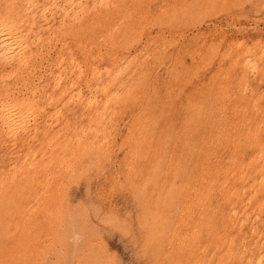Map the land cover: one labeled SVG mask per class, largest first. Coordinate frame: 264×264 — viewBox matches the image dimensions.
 Masks as SVG:
<instances>
[{"label":"rangeland","instance_id":"1","mask_svg":"<svg viewBox=\"0 0 264 264\" xmlns=\"http://www.w3.org/2000/svg\"><path fill=\"white\" fill-rule=\"evenodd\" d=\"M60 1L0 0V264H264V0Z\"/></svg>","mask_w":264,"mask_h":264},{"label":"bare ground","instance_id":"2","mask_svg":"<svg viewBox=\"0 0 264 264\" xmlns=\"http://www.w3.org/2000/svg\"><path fill=\"white\" fill-rule=\"evenodd\" d=\"M27 1H28V0H27ZM29 1H30V0H29ZM54 1H55V0H54ZM70 1H71V0H70ZM70 1H66V2H70ZM73 1H75V0H73ZM81 1H82V0H81ZM103 1H104V0H103ZM108 1H111V0H108ZM59 2H61V1L59 0ZM56 3H57V2H56ZM70 3H71V2H70ZM79 3H80V2H79ZM96 3H97V2H96ZM31 4H32V3H31ZM37 4H38V3H37ZM50 4H51V3H50ZM50 4H49V5H50ZM52 4H53V3H52ZM58 4H59V3H58ZM65 4H66V3H65ZM71 4H72V3H71ZM81 4H83V3H81ZM103 4H104V2H103ZM25 5H26V3H25ZM28 5H29V3H28ZM43 5L45 6V4H43ZM49 5H48V6H49ZM56 5H57V4H56ZM66 5H68V4H66ZM69 5H70V4H69ZM75 5H76V4H75ZM75 5H74V6H75ZM94 5H95V4H94ZM107 5H108V4H107ZM32 6H33V5H32ZM37 6H38V5H37ZM41 6H42V5H41ZM44 6H43V7H44ZM46 6H47V5H46ZM63 6H64V5H63ZM77 6H78V5H77ZM82 6H83V7H86L85 5H82ZM97 6H98V5H97ZM100 6H101V3H100ZM39 7H40V6H39ZM39 7H38V8H39ZM53 7H55V6H53ZM53 7H52V8H53ZM58 7H59V6H58ZM58 7H55V8H58ZM64 7H65V6H64ZM79 7H80V5H79ZM106 7H108V6H106ZM44 8H45V7H44ZM44 8H43V9H44ZM52 8H51L50 10H52ZM60 8H61V7H60ZM74 8H75V7H74ZM74 8H73V9H74ZM108 8H109V7H108ZM33 9H34V8H33ZM33 9H32V10H33ZM46 9H47V8H45V10H46ZM64 9L66 10V8H64ZM80 9H81V8H80ZM83 9H86V8H83ZM40 10H41V9H40ZM40 10H39V11H40ZM20 11H21V10H20ZM20 11H19V12H20ZM29 11H30V10H29ZM58 11H59V10H58ZM62 11H63V10H62ZM66 11H67V10H66ZM66 11H65V12H66ZM70 11H71V10H70ZM81 11H82V10H81ZM90 11H91V10H90ZM37 12H38V11H37ZM37 12H36V13H37ZM44 12H45V11H44ZM46 12H47V10H46ZM54 12H55V14H56V11H54ZM59 12H61V11H59ZM67 12H69V11H67ZM72 12H73V11H72ZM25 13H26V12H25ZM30 13H32V11H30ZM36 13H35V14H36ZM62 13H64V12H62ZM82 13H83V12H82ZM45 14H46V13H45ZM64 14H65V13H64ZM66 14L68 15V13H66ZM80 14H81V13H80ZM22 15H23V14H22ZM27 15H28V13H27ZM29 15H30V14H29ZM36 15H37V14H36ZM42 15L44 16V14H42ZM53 15H54V14H53ZM53 15H52V17H53ZM60 15H61V14H60ZM60 15H59V16H60ZM69 15H70V13H69ZM73 15H74V14H73ZM75 15H77V13H76ZM18 16L21 17V15H18ZM23 16H24V15H23ZM33 16H35V15H33ZM65 16H66V15H65ZM65 16H64V19H65ZM82 16H83V15H82ZM68 17H69V16H68ZM76 17H77V16H76ZM86 17H87V16H86ZM45 18H47V16H46ZM78 18H79V17H77V19H78ZM49 19H51V17H50ZM73 19H74V18H73ZM43 20H44V19H43ZM79 20H82V18L79 19ZM38 21H39V20H38ZM44 21H47V20H44ZM47 22H48V21H47ZM56 22H57V21H56ZM59 22H61V21H59ZM64 23H65V22H64ZM43 24H45V23H43ZM52 24H53V23H52ZM4 25H5V24H4ZM26 25H27V24H26ZM36 25H37V24H36ZM59 25H60V24H59ZM8 26H10V25H8ZM14 26H15V25H14ZM50 26H51V25H50ZM64 26H65V24H64ZM69 26H70V25H69ZM40 27H41V26H40ZM40 27H39V29H40ZM58 27H59V26H58ZM0 28H1V27H0ZM3 28H4V27H3ZM3 28H2V29H3ZM9 28H10V27H9ZM54 28H55V27H54ZM54 28H53V29H54ZM61 28H62V27H61ZM39 29H38V31H39ZM42 29H43V28H42ZM47 29H48V28H47ZM56 29H57V28H56ZM15 30H17V29H15ZM29 30H30V29H29ZM61 30H62V29H61ZM20 31H21V30H20ZM43 31H44V30H43ZM36 32H37V31H36ZM53 32H55V31H53ZM14 33L16 34V32H14ZM43 33H44V32H43ZM24 34H25V33H24ZM24 34H23V35H24ZM38 34L40 35V32H38ZM50 34H51V33H50ZM50 34H49V36H50ZM0 36H1V38H0V39H1V48H2V47H3V48H10L12 42H15V44H17L16 42H18V40H16V39L18 38L19 35L17 36V38L14 37V38H16V39H14V38L11 36V34L7 33L5 30H1V31H0ZM25 36H26V34H25ZM42 36H43V35H42ZM51 37H52V36H51ZM19 38L21 39V37H19ZM19 38H18V39H19ZM52 38H55V37H52ZM38 39H39V38H38ZM23 40H24V38H23ZM103 40H104V39H103ZM32 41H33V39H32ZM49 41H50V40H49ZM64 41H65V40H64ZM39 42H40V41H39ZM19 43H20V42H19ZM26 43H27V41H26ZM32 43H33V42H32ZM34 43H35V39H34ZM13 44H14V43H13ZM22 44H23V43H22ZM35 44H37V43H35ZM49 44H50V43H49ZM63 44H64V43H63ZM66 44H67V43H66ZM17 45H18V44H17ZM27 46H28V45H27ZM36 46H37V45H36ZM42 46H43V44H42ZM50 46H51V45H50ZM19 47H21V46H19ZM22 47H23V45H22ZM28 47H29V46H28ZM28 47H27V48H28ZM66 47H67V46H66ZM11 48H12V47H11ZM13 48H16V47L13 46ZM41 48H42V47H41ZM91 48H92V47H91ZM19 49H20V48H19ZM50 49H51V48H50ZM63 49H64V48H63ZM8 50H9V49H8ZM8 50H7V51H8ZM31 50H32V49H31ZM20 51H21V50H20ZM49 51H50V50H49ZM61 51H62V50H61ZM8 52H10V51H8ZM11 52H12V51H11ZM11 52H10V53H11ZM13 52H14V51H13ZM13 52H12V53H13ZM26 52H27V51H26ZM33 52H35V51H33ZM51 52H52V51H51ZM71 52H73V51H71ZM2 53H3V52H2ZM22 53H23V52H22ZM5 54H6V53H5ZM8 54H9V53H8ZM16 54H17V53H16ZM36 54H37V53H36ZM3 55H4V54H3ZM11 55H12V54H11ZM39 55H40V53H39ZM39 55H37V56H39ZM73 55H74V54H73ZM73 55H71V56L73 57ZM1 56H2V55H1ZM31 56H32V54H31ZM59 56H60V55H59ZM5 57H6V56H5ZM12 57H13V56H12ZM32 57H33V56H32ZM73 58H74V57H73ZM0 59H1V58H0ZM3 59H4V58H2V60H3ZM6 59H8V57H6ZM13 59H14V61H15V57H14ZM93 59H94V58H93ZM20 60H21V59L19 58L18 61L20 62ZM23 60H24V58H23ZM63 60L65 61V59H63ZM75 60H76V59H75ZM4 61H5V60H4ZM9 61H10V59H9ZM12 61H13V60H12ZM71 61H72V60H71ZM71 61H70V62H71ZM2 62H3V61H2ZM2 62H1V63H2ZM74 62H75V61H74ZM17 63H18V62H17ZM21 63H22V62H21ZM71 63H72V62H71ZM77 63H79V62L77 61ZM25 65H26V64H25ZM59 65H60V64H59ZM77 65H78V64H77ZM9 66H10V65H9ZM11 66H12V65H11ZM21 66H22V65H21ZM60 66H61V65H60ZM114 66H116V65H114ZM69 67H70V66H69ZM78 67H79V65H78ZM80 67H81V65H80ZM66 68H67V66H66ZM66 68H65V69H66ZM113 68H114V67H113ZM108 69H109V68H108ZM96 70H97V69L95 68V71H96ZM104 70H105V69H104ZM15 71H16V70H15ZM53 71H54V70H53ZM93 71H94V69H93ZM43 72H44V71H43ZM61 72H62V71H61ZM99 72H100V71H99ZM111 72H112V71H111ZM71 73H73V72H71ZM83 73H84V72H83ZM97 73H98V72H97ZM51 74H52V72H51ZM51 74H50V75H51ZM102 74H103V71H102ZM72 75H73V74H72ZM96 75H97V74H96ZM107 75H108V72H107ZM110 75H111V74H110ZM118 75H119V74H118ZM59 76H60V74H59ZM59 76H58V77H59ZM50 77H51V76H50ZM60 77H61V76H60ZM67 77H68V76H67ZM69 77H70V76H69ZM76 77H77V76H76ZM79 77H80V76H79ZM98 77H99V75H98ZM103 77H105V76H103ZM113 77H115V76H113ZM62 78H63V77H62ZM65 78H66V75H65ZM65 78H64V79H65ZM93 78H94V77H93ZM100 78H101V77H100ZM106 78H107V76H106ZM111 78H112V77H111ZM42 79H43V78H42ZM59 79H61V78H59ZM68 79H69V78H68ZM103 79H105V78H103ZM55 80H56V79H55ZM100 80H101V79H100ZM109 80H110V79H109ZM113 80H114V78H113ZM59 81H62V80H59ZM70 81H71V80H70ZM72 81H73V80H72ZM107 81H108V80H107ZM43 82H44V81H43ZM52 82H53V81H52ZM104 82H105V81H104ZM109 82H110V81H109ZM107 83H108V82H105V84H107ZM123 83H125V82H123ZM49 84H50V83H49ZM105 84H104V85H105ZM4 85H5V84H4ZM58 85H61V83L58 84ZM42 86H43V85H42ZM107 86H108V85H107ZM66 87H67V86H66ZM96 87H97V86H96ZM56 88H57V87H56ZM64 89H66V88H64ZM96 89H97V88H95V91H96ZM100 89H101V88H100ZM100 89H99V90H100ZM38 90H39V89H38ZM41 90H42V89H41ZM105 90H106V88H105ZM39 91H40V90H39ZM33 93H34V92H33ZM74 95H75V94H74ZM32 96H33V95H32ZM34 96H35V95H34ZM26 97H27V96H26ZM26 97H25V98H26ZM35 97H36V96H35ZM35 97H34V98H35ZM25 98H24V100H25ZM48 98H49V97H48ZM10 99H11V98H10ZM27 99H29V98L27 97ZM32 99H33V98H32ZM8 100H9V99H8ZM38 100H40V99H38ZM5 101H6V100H5ZM17 101H18V100H17ZM28 101H31V100H28ZM35 101H36V100H35ZM7 102H8V101H7ZM15 102H16V101H15ZM32 102H33V101H32ZM32 102H31V103H32ZM36 102H37V101H36ZM3 103H4V102H3ZM9 103H10V102H9ZM11 103H12V102H11ZM17 103H19V101H18ZM17 103H16V104H17ZM22 103H23V102H22ZM24 103H26V102H24ZM24 103H23V104H24ZM20 104H21V103L18 104V107L23 105V104H22V105H20ZM35 104H36V103H35ZM4 105H6V104L4 103ZM0 106H1V105H0ZM11 106H12V104H11ZM25 106H26V105H25ZM34 107H35V106H34ZM30 108H31V107H30ZM41 108H42V107H41ZM41 108H40V109H41ZM5 109H7V108H5ZM23 109H24V108H23ZM34 109H35V108H34ZM36 109H37V108H36ZM19 110H20V109H19ZM25 110H27L26 107H25ZM20 111H21V110H20ZM9 112H10V111H9ZM1 113H2V112H1ZM13 115H14V113H13ZM20 116H21V115H20ZM22 116H23V115H22ZM9 118H10V117H9ZM14 118H15V117H14ZM0 119H1V118H0ZM10 119H11V118H10ZM19 119H20V118H19ZM17 120H18V119H17ZM1 122H2V119H1ZM4 123H5V122H4ZM2 124H3V123H2ZM4 125H5V124H4ZM9 128H10V127H9ZM259 149L262 150V148H259ZM260 152H261V151H259L258 153L260 154ZM263 152H264V151H263ZM233 153H234V152H233ZM258 153H256V154H258ZM222 154H223V153H222ZM250 154H251V152H250ZM250 154H249V155H250ZM262 154H263V153H262ZM247 155H248V154H247ZM245 157H246V156H245ZM255 157H256V155H255ZM262 158H263V157H262ZM211 159H212V158H211ZM211 159H210V160H211ZM236 159H237V158H236ZM26 160H27V159H26ZM178 161H179V160H178ZM230 161H231V160H230ZM232 161H233V160H232ZM236 161H237V160H236ZM226 162H227V161H226ZM227 163H229V162H227ZM233 163H234V162H233ZM230 164H231V162H230ZM187 165H188V164H187ZM234 165H235V164H234ZM262 165H263V164H262ZM30 166H31V165H30ZM30 166H29V168H30ZM183 166H184V165H183ZM187 170H188V169H187ZM187 170H186V171H187ZM182 173L185 174V172H182ZM232 174H233V173H232ZM187 175H188V174H187ZM183 176H184V175H183ZM232 176H233V175H232ZM246 176H247V175H246ZM187 177H189V176H187ZM242 177H243V176H242ZM247 177H248V176H247ZM248 178H249V177H248ZM263 178H264V177H263ZM260 181H262V179H261ZM260 181H259V182H260ZM226 183H227V182H226ZM260 183H261V182H260ZM180 185H181V184H180ZM182 185H183V184H182ZM185 186H186V184L184 185V187H185ZM184 189H185V188H184ZM259 189H260V188H259ZM177 190H178V188H177ZM245 190H246V189H245ZM257 190H258V189H257ZM183 191H184V190H183ZM178 194H179V193H178ZM232 194H233V193H232ZM255 194H256V192H255ZM181 197H182V196H181ZM248 200H249V199H248ZM248 200H247V201H248ZM254 204H255V203H254ZM246 206H247V205H246ZM245 208H246V207H245ZM236 212H237V211H236ZM243 212H244V210H243ZM233 213H234V212H233ZM237 213H238V212H237ZM242 214H243V213H242ZM241 216H242V215H241ZM247 216H248V215H247ZM230 217H231V216H230ZM245 218H248V217H245ZM255 218H256V217H255ZM256 219H257V218H256ZM243 220H244V219H243ZM259 220H260V218H259ZM244 221H246V219H245ZM257 221H258V220H257ZM244 250H245V249H244ZM231 251H232V250H231ZM247 251H248V250H247ZM249 256H250V255H249ZM244 257H245V256H244ZM248 261H250V259H249ZM248 261H247V262H248ZM254 263L257 264L256 262H254ZM254 263H252V264H254ZM245 264H246V263H245ZM258 264H259V263H258Z\"/></svg>","mask_w":264,"mask_h":264}]
</instances>
